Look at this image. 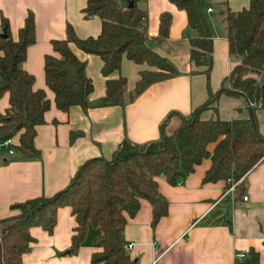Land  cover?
<instances>
[{
	"label": "crops",
	"instance_id": "crops-1",
	"mask_svg": "<svg viewBox=\"0 0 264 264\" xmlns=\"http://www.w3.org/2000/svg\"><path fill=\"white\" fill-rule=\"evenodd\" d=\"M249 0H227L230 10L247 7ZM217 0H199L212 34L208 87L213 93L220 81L237 62L227 54V42L222 35L220 18L215 12ZM145 30L152 50L168 59L177 69L176 76L148 84L132 101L122 105L95 106L104 95V76L100 75L101 61L96 55L84 53L72 43L67 46L84 63V73L92 83L86 98L85 111L73 105L67 111L53 106V92L43 78V55L53 54L51 40L65 37L69 25L78 38L95 37L100 32L98 14L82 17L80 9L85 0H0V18L8 25L11 39H17L29 10L33 19L34 42L25 48L21 68L32 75V89L44 91L48 109L43 123L35 127L33 147L36 156L14 148L18 138L12 137V146L0 149V220L16 213L10 204L34 196H50L61 191L78 166L90 157L109 159L119 143H147L159 137V126L170 134L179 124L180 116L187 118L191 110L207 98L205 75L188 58V41L195 31L187 26L184 11L169 0H144ZM210 7V10H206ZM170 15L167 37H157L159 12ZM1 54V52H0ZM153 70L147 64H137L120 58L119 68L109 75L123 76L126 94L132 92L141 71ZM196 70L197 72H190ZM8 106V94L0 96V114ZM247 103L242 96L220 93L210 108L199 114L201 119L223 120L248 118ZM256 129L264 137V107L253 110ZM76 133L69 140L70 133ZM213 144H208L211 151ZM210 161L204 158L196 164L178 185H169L161 175L155 176L157 191L166 199L167 212L150 226L151 207L139 199L138 209L127 217L121 230L122 244L129 258L136 264H233L236 253L249 247L258 252L264 264V161L258 162L241 178L245 200L226 190V181L202 182ZM52 231L30 228L33 242L23 253L21 264H90L95 248L93 238L99 232L88 226L82 242L73 254L67 253L70 236L76 225L66 206L56 209ZM126 244H131L125 248Z\"/></svg>",
	"mask_w": 264,
	"mask_h": 264
},
{
	"label": "trees",
	"instance_id": "trees-1",
	"mask_svg": "<svg viewBox=\"0 0 264 264\" xmlns=\"http://www.w3.org/2000/svg\"><path fill=\"white\" fill-rule=\"evenodd\" d=\"M128 1L85 0L80 9L82 17L98 14L100 33L81 39L66 25L65 37L50 41L53 54L43 55V78L46 87L53 92L56 109L67 111L76 105L85 111L86 98L92 89L91 80L84 73V63L70 51L68 43L84 53L96 55L101 61L100 75L105 77V93L95 106L122 105L132 101L148 84L178 74L173 64L149 45L144 0H132L129 5ZM169 1L184 11L187 26L195 31V36L188 41L187 54L205 75L206 100L192 109L187 118L180 116L178 126L170 134L164 133L162 122L158 139L140 144L123 140L109 159L90 157L83 161L61 191L10 204L9 209L16 213L0 220V264H21V255L33 242L30 228L40 227L50 233L56 209L62 206L69 208L76 224L67 253H75L88 226H93L99 233L93 238L95 250L90 264H136L124 250L121 230L126 218L136 213L139 199L146 200L151 207L150 226L165 216L167 203L157 191L155 176L161 175L169 185H178L196 164L208 158L210 165L202 182L225 180V187L236 183L234 198H237L244 192L241 178L258 162L264 161V137L256 129L253 115L254 107H264V0H249L247 7L233 11L228 8L227 0H217L215 12L222 24L227 54L237 62L213 93L208 87L212 34L199 0ZM169 23V12H159L156 42L167 37ZM1 32L6 37L0 35V96L4 92L8 94V106L0 114V141L16 135L18 144L14 148L36 156L35 127L43 123L49 103L44 91L32 89L34 78L20 66L25 48L34 42L31 11L26 12L22 26L17 29L16 40L11 39L7 21L2 17ZM122 56L153 68L138 74L128 95L123 76L109 78L119 68ZM220 93L242 96L249 117L201 119L199 114L210 108ZM75 134L70 133L69 140ZM211 143L213 147L209 151ZM233 264L262 263L258 252L249 247L240 259L235 257Z\"/></svg>",
	"mask_w": 264,
	"mask_h": 264
},
{
	"label": "built area",
	"instance_id": "built-area-1",
	"mask_svg": "<svg viewBox=\"0 0 264 264\" xmlns=\"http://www.w3.org/2000/svg\"><path fill=\"white\" fill-rule=\"evenodd\" d=\"M206 10H210V7H207ZM10 146H12V139L10 138H6L0 141V149L1 148H9ZM236 183H229V185L226 187V190L231 192L232 194H234L235 190H234V186ZM242 200L246 199L245 195L241 196ZM131 246V244H126L125 248H129ZM244 255V252H240V253H236L235 257L240 259V257H242Z\"/></svg>",
	"mask_w": 264,
	"mask_h": 264
},
{
	"label": "water",
	"instance_id": "water-1",
	"mask_svg": "<svg viewBox=\"0 0 264 264\" xmlns=\"http://www.w3.org/2000/svg\"><path fill=\"white\" fill-rule=\"evenodd\" d=\"M131 2H132V0H129V1H128V5L131 4ZM0 35H1L2 37H6V35H5L4 33H2V32L0 33Z\"/></svg>",
	"mask_w": 264,
	"mask_h": 264
},
{
	"label": "rangeland",
	"instance_id": "rangeland-1",
	"mask_svg": "<svg viewBox=\"0 0 264 264\" xmlns=\"http://www.w3.org/2000/svg\"><path fill=\"white\" fill-rule=\"evenodd\" d=\"M258 79H259V81H261L262 80V77H259Z\"/></svg>",
	"mask_w": 264,
	"mask_h": 264
}]
</instances>
